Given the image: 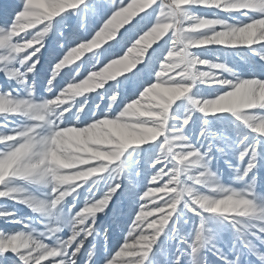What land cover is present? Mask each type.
<instances>
[{
	"label": "snow or ice",
	"instance_id": "obj_1",
	"mask_svg": "<svg viewBox=\"0 0 264 264\" xmlns=\"http://www.w3.org/2000/svg\"><path fill=\"white\" fill-rule=\"evenodd\" d=\"M0 264H264V0H0Z\"/></svg>",
	"mask_w": 264,
	"mask_h": 264
},
{
	"label": "rangeland",
	"instance_id": "obj_2",
	"mask_svg": "<svg viewBox=\"0 0 264 264\" xmlns=\"http://www.w3.org/2000/svg\"><path fill=\"white\" fill-rule=\"evenodd\" d=\"M127 25H125V27H126ZM123 29H120V31H122ZM103 46V45H102ZM66 54V53H65ZM85 56H88V55H91L90 53H85L84 54ZM83 58V57H82ZM75 63H79V61H76ZM99 67H101V66H99L98 65V68ZM151 219H152V217H149L148 218V220H149V222L151 221ZM145 229L147 228V225L145 224L144 226H143ZM138 231V230H137ZM133 237H136V233L135 232H133V234H132V237H129L128 236V233H127V231L124 233V236L121 238V241H120V245L121 246H123V243H124V240L125 239H127V242H128V244H129V246H130V248H133V247H139V245L137 244V242H136V240L138 239V237L137 238H133ZM118 250V249H117ZM118 260H130V259H132V257H130V256H128V255H122L121 257H118L117 258Z\"/></svg>",
	"mask_w": 264,
	"mask_h": 264
}]
</instances>
